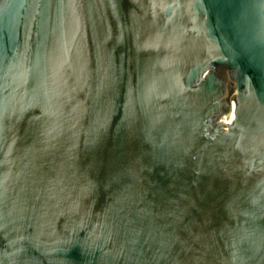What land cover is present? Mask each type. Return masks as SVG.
Segmentation results:
<instances>
[{"label": "water", "instance_id": "water-1", "mask_svg": "<svg viewBox=\"0 0 264 264\" xmlns=\"http://www.w3.org/2000/svg\"><path fill=\"white\" fill-rule=\"evenodd\" d=\"M264 0H0V264H264Z\"/></svg>", "mask_w": 264, "mask_h": 264}, {"label": "snow or ice", "instance_id": "snow-or-ice-1", "mask_svg": "<svg viewBox=\"0 0 264 264\" xmlns=\"http://www.w3.org/2000/svg\"><path fill=\"white\" fill-rule=\"evenodd\" d=\"M261 67L264 68V64H262Z\"/></svg>", "mask_w": 264, "mask_h": 264}]
</instances>
